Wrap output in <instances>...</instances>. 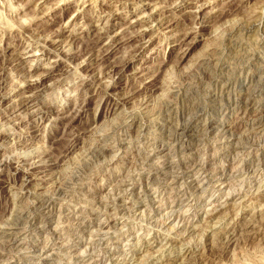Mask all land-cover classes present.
<instances>
[{
	"label": "rangeland",
	"instance_id": "1",
	"mask_svg": "<svg viewBox=\"0 0 264 264\" xmlns=\"http://www.w3.org/2000/svg\"><path fill=\"white\" fill-rule=\"evenodd\" d=\"M263 70L264 0H0V244L27 233L0 264H264ZM194 106L199 186L166 132ZM62 183L46 230L18 220Z\"/></svg>",
	"mask_w": 264,
	"mask_h": 264
},
{
	"label": "bare ground",
	"instance_id": "2",
	"mask_svg": "<svg viewBox=\"0 0 264 264\" xmlns=\"http://www.w3.org/2000/svg\"><path fill=\"white\" fill-rule=\"evenodd\" d=\"M235 25V24H234ZM239 25V24H238ZM242 26V25H241ZM239 28H241L239 26ZM139 35V34H138ZM135 39V38H134ZM47 47V46H46ZM216 49V48H215ZM87 53V51H86ZM87 55V54H86ZM240 55V54H239ZM89 56V54H88ZM209 56V55H208ZM210 58V57H209ZM207 58H203L202 61H200V65L201 64H204L206 63ZM210 61V60H209ZM128 62V58H124L123 59V64L127 63ZM206 65V64H205ZM203 66V65H202ZM114 67V66H113ZM113 70V69H112ZM258 71V70H257ZM264 71V70H263ZM259 72V71H258ZM246 73V72H245ZM248 73V72H247ZM248 75V74H247ZM246 76V75H245ZM260 75L257 76L256 75V72H252L248 75V80H251V83L254 84L255 86L256 83L260 82ZM262 79V77H261ZM230 80V79H229ZM206 81V80H205ZM246 80L242 81L243 83L245 82ZM199 83L202 82V80H198ZM196 82V83H198ZM243 83L242 86L244 85ZM257 83V84H258ZM237 84V83H235ZM85 85V84H84ZM1 86V85H0ZM197 86V85H196ZM224 86V85H223ZM34 87V86H33ZM37 89L40 87V84L36 85ZM228 87V86H227ZM32 88V87H31ZM199 88V87H198ZM223 88V87H222ZM226 88V87H225ZM262 88V87H261ZM32 90V89H31ZM247 90V89H246ZM222 92V91H221ZM24 95V94H22ZM255 96H256V91L253 89L243 93L241 96H238V98H236L235 100V103H237V105L242 108V107H249L251 105H253L255 102ZM24 97V96H23ZM215 97V96H214ZM29 98V97H28ZM24 99V98H23ZM117 100V99H116ZM115 100V101H116ZM120 101V100H119ZM117 100V102H119ZM23 102V101H22ZM254 102V103H253ZM167 103V102H166ZM24 104V103H23ZM118 105V104H117ZM143 106V105H142ZM238 107V108H239ZM197 107L194 106L192 107L191 109H189L186 113H184L183 115H180L179 116V121H178V124L173 125L171 126L170 125V128L166 129V132H168L167 134L169 135L170 137V142L175 146L177 147L179 150H184L187 151V154L189 153H193L192 156H191V162L190 164L186 165V170L187 171V174L186 176L188 178L192 177L193 178V181H191V184H194V186H199L197 183H198V179L197 178H194L195 175H193V170L194 168L197 166L196 162H195V157L198 155V146H199V143H201L204 139H206V136H210V134L212 133V129L214 128V125H211V124H207L205 127L203 128H191L192 126V122H200L203 120V116H201L200 114H197V111H196ZM76 110V108H75ZM198 110V109H197ZM79 111V110H78ZM196 111V112H195ZM65 112V111H64ZM77 112V110H76ZM48 113V112H47ZM74 113V112H73ZM165 114V113H164ZM182 114V113H181ZM168 118V117H167ZM41 117L38 118V120L40 121ZM257 119H259V123H261L262 127L264 126L263 124V120H261L259 117H257ZM168 120V119H167ZM166 120V121H167ZM170 123V122H169ZM34 126H36L37 124H33ZM169 125V124H168ZM165 126V125H164ZM221 129L218 130V134L217 136L218 137H223V135L225 134H228V130L226 127H224V125H220ZM116 128V127H115ZM165 131V130H164ZM0 135H2L0 133ZM4 135V134H3ZM103 136V135H102ZM214 136V135H213ZM101 137V136H100ZM104 138V137H103ZM246 138V137H245ZM248 138V137H247ZM245 139V143L249 146L250 150H252L251 148L254 147L255 144L251 143L250 139L248 141V139ZM53 139V138H52ZM76 139V138H75ZM218 139V138H217ZM103 140V139H102ZM101 140V141H102ZM99 141V142H101ZM214 141V140H213ZM222 141V140H221ZM73 142V141H72ZM94 142V141H93ZM77 143V141H76ZM171 144V145H172ZM207 145V144H206ZM231 148H235L237 145H236V142L235 143H231L230 144ZM240 145V144H239ZM73 146H69L67 149H65V153L63 155L66 154V151H70V149L72 148ZM90 147V146H88ZM201 147V146H200ZM256 147V146H255ZM90 151L87 150L90 152L91 156L93 157H100V156H105V154L107 155V153L109 152V149H106V147L104 148L103 146H100V144L98 142H95L94 144H92V146L89 148ZM189 152V153H188ZM169 152H164V151H161V157H163L165 160H166V156L168 155ZM181 153V152H180ZM48 154V153H46ZM49 154H50V151H49ZM55 155V154H53ZM154 155V154H153ZM51 156V155H49ZM89 156V155H88ZM87 156V157H88ZM50 159V157H47ZM52 158V156H51ZM144 158H147L149 160H151L152 156H147V157H144ZM253 158V157H252ZM88 159V158H87ZM143 159V158H142ZM146 159V160H147ZM169 159V157H168ZM41 160V159H40ZM44 160H47V159H44ZM89 160V159H88ZM43 161V160H42ZM52 161V160H51ZM141 161V160H140ZM143 161V160H142ZM169 161V160H168ZM193 161V162H192ZM254 161V160H252ZM258 161V162H257ZM256 162L258 164L259 167L261 165H264V159L263 158H258L256 159ZM171 163V162H170ZM34 164V163H33ZM42 165H46V164H42ZM173 165V164H172ZM196 165V166H195ZM205 166V164H203ZM253 165H255V163H253ZM33 167V166H31ZM252 167V166H251ZM257 168V167H256ZM176 169V168H175ZM198 169V168H197ZM204 169L203 166H201V168L198 169V173L199 171H202ZM250 170V169H249ZM256 170V169H255ZM242 171V170H241ZM197 173V174H198ZM196 174V175H197ZM185 176V173L183 174L182 177ZM75 177V176H74ZM184 179V178H183ZM73 180H76V179H73ZM120 181V180H119ZM125 182V181H124ZM80 183V181H79ZM174 184V182L172 181L171 184ZM63 185H55L54 188L52 189L51 191V194L50 195H46V194H41L40 192L37 193H32V192H21L19 194V196H17L16 198V201H12L13 204H18V203H24L26 200L29 201V199H33V203L30 204L28 207V209H19L20 206H19V210H16L15 214L18 216V220H21V221H24L27 225H28V228L29 227H32L36 230V233H40L41 231L43 230H46L47 228V225L50 223V220H51V217H52V210L54 209V204L56 200H58L60 197H65L68 195V189H67V186L64 185V183H62ZM190 184V185H191ZM201 184V183H200ZM69 185V184H67ZM190 187V186H188ZM69 188V187H68ZM117 188V187H116ZM121 189V188H120ZM203 189V188H202ZM115 190V188H114ZM117 191V190H116ZM178 193V192H177ZM15 200V199H14ZM120 203V202H119ZM19 205V204H18ZM24 205V204H22ZM28 205V204H27ZM99 205V204H98ZM25 206V205H24ZM15 209H16V206H15ZM106 210V209H105ZM169 212V211H168ZM172 212V211H171ZM170 212V213H171ZM71 218L74 220L76 219V216L75 214H73L71 216ZM110 220V219H109ZM16 222H19L17 220H14ZM15 222V224H16ZM65 222V221H64ZM80 222V221H79ZM78 222V223H79ZM20 224V223H18ZM83 224V223H81ZM93 224H96V231L97 232V229H102L103 228V223L99 222V221H95L94 223L93 222H87V223H84L83 226H82V229L83 230H86L88 232H94L91 227ZM80 225V224H79ZM27 227V226H26ZM26 227L24 228L26 230ZM80 227V226H79ZM20 228V226H19ZM79 229V228H78ZM20 230V229H19ZM17 231V230H16ZM23 233H26L24 230H22ZM22 231L20 230V232H13V229H7V230H3L2 233H1V237H3V241L1 242L0 244V258L1 260L4 259V261L6 260L5 258H8L9 257H14L16 256L17 254H19V249L16 251V253H12L10 251L16 249V244H18L17 240L18 238L17 237V234H21ZM31 231V230H30ZM100 231V230H99ZM45 232V231H44ZM82 232V231H81ZM27 234V233H26ZM100 240V239H99ZM96 243L100 244L101 242L100 241H97ZM95 244V243H94ZM46 246V245H45ZM45 246L43 247H40V248H37L38 246L34 245L32 249L33 250V254L36 255L37 257H39V259L42 261L43 264H47L50 259H52L51 257V254L50 253H46L45 251ZM9 248V249H7ZM7 249V250H6ZM8 251V252H5ZM38 250L37 253H35L36 251ZM18 252V253H17ZM91 254V252H90ZM101 260V259H100ZM173 260V259H172ZM175 260V259H174ZM41 263V264H42ZM10 264V263H8Z\"/></svg>",
	"mask_w": 264,
	"mask_h": 264
}]
</instances>
